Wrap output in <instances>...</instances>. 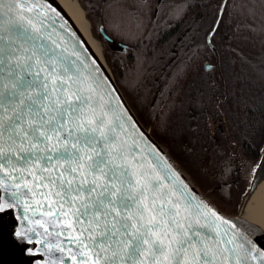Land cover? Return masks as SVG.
<instances>
[{
    "label": "snow or ice",
    "instance_id": "6c2138e0",
    "mask_svg": "<svg viewBox=\"0 0 264 264\" xmlns=\"http://www.w3.org/2000/svg\"><path fill=\"white\" fill-rule=\"evenodd\" d=\"M120 2L113 30L150 38L147 0ZM255 4L218 0L204 47L215 52L232 9L237 35L264 36ZM56 23L39 0H0V214L25 229L14 235L33 246L29 255L41 264H264V232L242 234L191 189L111 80L51 39Z\"/></svg>",
    "mask_w": 264,
    "mask_h": 264
},
{
    "label": "trees",
    "instance_id": "16d2710c",
    "mask_svg": "<svg viewBox=\"0 0 264 264\" xmlns=\"http://www.w3.org/2000/svg\"><path fill=\"white\" fill-rule=\"evenodd\" d=\"M117 1L84 0V5L96 14L103 6L108 20L116 17L112 5ZM157 5L159 15L150 6L145 20L150 38L123 39L132 45L129 52L116 53L112 43L98 35L105 42L107 62L153 134L186 164L203 190L215 187L223 209L237 212L244 179L256 172L264 149V36L237 35L235 9L224 13L214 39L223 85L217 69L210 75L200 71L215 53L204 47L202 36L191 37L195 26L189 24L187 32L183 26L180 41L168 36L171 22L183 17L184 3L162 0ZM255 7L264 17L259 0ZM105 27L111 36L109 25Z\"/></svg>",
    "mask_w": 264,
    "mask_h": 264
},
{
    "label": "water",
    "instance_id": "95a60500",
    "mask_svg": "<svg viewBox=\"0 0 264 264\" xmlns=\"http://www.w3.org/2000/svg\"><path fill=\"white\" fill-rule=\"evenodd\" d=\"M39 2L48 10L51 19L57 21L55 31L48 30L51 31V39L61 43L62 47H67L70 50L77 51L80 54L81 58L85 60L89 68L95 67L96 69L99 70L100 75L102 76L106 75L111 80L112 85H114L115 88L118 90L119 95L123 99L124 105L131 113L132 117H134L138 125V131L143 132L149 146L154 147L155 149H159L160 153L170 162V164L174 166L175 169H178L184 181H186V183L191 187V189H193L196 193H198L199 196L209 205H211L212 208H214L222 217L228 219L229 221H234L237 225L236 228L237 231L241 232L242 234H246V229L248 228V226H253V225L242 219L240 213L246 202L247 197L253 192V190L256 188L262 177L264 155L259 161L249 192L246 198L243 200L242 207L239 209V211L236 213H232L220 207L202 188H200V186L188 174V172L179 162V160L170 152L168 147H166V145L162 143L153 134L151 127L148 126V124L142 119V117L133 107L126 93L123 91L122 87L120 86L119 82L116 79V76L112 68L108 64L104 55L102 59L96 53V51L89 44L86 37L83 35L81 30L78 28L74 20L71 18V16L62 6V4L59 2V0H39ZM79 2L82 5V0H79ZM60 25H63V28H61ZM48 31H46L45 33L46 35L48 34ZM92 32L94 34L93 28H92ZM102 32L104 37L110 43L115 42L114 38L106 34L104 30H102ZM119 45L123 46L124 48L127 46L123 42H119ZM215 54H216V64L220 68V55L216 46H215ZM220 76L223 80L221 70H220ZM223 85H225L224 80H223ZM24 230H25L24 228L18 227V221L16 220L15 215L13 213L9 212L6 215L0 214V264H41V261L39 259H35L33 256L29 255L28 253V248H31L33 246L26 245L23 241L19 240L14 235L16 231H24ZM261 244H264V239L261 240Z\"/></svg>",
    "mask_w": 264,
    "mask_h": 264
},
{
    "label": "flooded vegetation",
    "instance_id": "af4514ba",
    "mask_svg": "<svg viewBox=\"0 0 264 264\" xmlns=\"http://www.w3.org/2000/svg\"><path fill=\"white\" fill-rule=\"evenodd\" d=\"M160 1H162V0H147V6L144 8L145 20H147V16H149L150 6L153 8L154 14L157 15V10L159 11L157 3H159ZM170 1L174 2V0H170ZM176 1H181L184 3V9H183V12H181V13H183V15H182L183 17L179 18V16H178V18L176 17L175 20L173 22H171V25H172L171 29H170L171 34L168 32V36L169 35L176 36L178 41L182 40L184 33L189 31V29H190V27L188 25L191 24V26H193V27L195 26L197 28V31L193 32L191 37L193 39H195V38H198V36H202L205 40L207 31H208V29H207V31L205 33V29L208 28V25L213 18H214L213 21H215V19H216L215 13H217V10H218V0H176ZM112 6L115 7L113 9V13L116 15V17H114L113 19L108 18V20H104L103 15L105 14L104 13L105 9L103 8V6L100 7L99 12L96 14V17L99 21L97 24V26H98L97 34L101 35V37L104 38L102 30H104V32L106 34H108L107 28L105 27V25L106 24L109 25V30L111 31V36L115 40V42L112 43V45H113V48L115 49L116 53H121V52L126 53V52H129V50L132 48L131 44L123 41V39L128 38L127 33L126 32H117V31H114L112 28L113 22L120 19L122 16V13H121L122 4H121V2L117 1V2L113 3ZM214 14H215V17H214ZM204 17H207V19L206 20L203 19ZM185 18H187V19H185ZM199 25H202V26L199 27ZM183 26L184 27L187 26L184 28L185 32H181ZM196 28H195V30H196ZM199 29H201V32L198 31ZM119 42H123L127 46L124 48L123 46L119 45ZM172 51H176V49L172 48ZM118 60L119 59L117 58V61ZM204 62H209V63L214 64L215 68L218 70L219 75H220L221 65L219 68L218 65L216 64V54H215L214 60H212V61L205 60Z\"/></svg>",
    "mask_w": 264,
    "mask_h": 264
},
{
    "label": "bare ground",
    "instance_id": "6f19581e",
    "mask_svg": "<svg viewBox=\"0 0 264 264\" xmlns=\"http://www.w3.org/2000/svg\"><path fill=\"white\" fill-rule=\"evenodd\" d=\"M59 2L74 20L92 48L103 59L101 43L94 36L91 24L79 0H59ZM240 214L242 219L256 226L259 231L264 232V164L262 177L256 188L247 197Z\"/></svg>",
    "mask_w": 264,
    "mask_h": 264
},
{
    "label": "rangeland",
    "instance_id": "374dc122",
    "mask_svg": "<svg viewBox=\"0 0 264 264\" xmlns=\"http://www.w3.org/2000/svg\"><path fill=\"white\" fill-rule=\"evenodd\" d=\"M82 5H83V8H84V10H85V12H86V15H87V18H88V20H89V22H90V24H91V26H93L92 28H93V31H94V36L100 41V43H101V46H102V53H103V55H104V57L105 58H107L106 57V45H105V42L98 36V34H97V28H98V26H97V24H98V19H97V17H96V13L95 12H92V11H89V9H87V7L84 5V0H82ZM263 155H264V152H263V154L261 155V157H260V159L263 157ZM182 165L184 166V168L186 169V171L189 173V169H188V167L186 166V164H184V163H182ZM190 174V173H189ZM253 174H254V171H252L251 172V174H250V176H249V178H247V179H244V184H243V191L245 192V194H244V199L246 198V196H247V194H248V190H249V187L251 186V183H252V179H253ZM191 177H192V175H191ZM193 179H194V177H192ZM195 180V179H194ZM215 187H213V186H210V187H208V188H204V191L219 205V206H221V204H220V202L218 201V198H217V196H216V194H214V192H215ZM239 204H241V203H239ZM237 207H239L240 208V205H238ZM241 207H242V205H241Z\"/></svg>",
    "mask_w": 264,
    "mask_h": 264
}]
</instances>
